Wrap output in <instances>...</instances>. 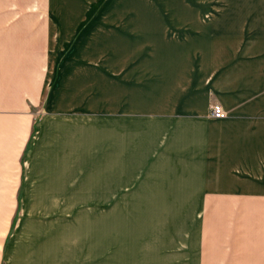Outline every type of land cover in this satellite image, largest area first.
<instances>
[{
    "label": "crops",
    "instance_id": "1",
    "mask_svg": "<svg viewBox=\"0 0 264 264\" xmlns=\"http://www.w3.org/2000/svg\"><path fill=\"white\" fill-rule=\"evenodd\" d=\"M4 1L0 264H264V0L174 1L164 4L176 9L165 24L131 0H32L45 8L44 16H6ZM36 2L29 6L40 7ZM102 6L107 12L93 14ZM142 36L150 37L151 56L132 71L138 49L132 38L146 48ZM103 50L114 189L109 197L126 201L128 214L150 218L139 238L125 234L119 240V250L115 225L104 231L108 247L101 252L100 225L93 220L85 230L68 213L35 226L20 224L8 241L14 201L21 196L22 151L37 109L45 117L95 114L68 97L75 95L77 74L99 65L93 56ZM145 78L152 89L132 93ZM215 104L228 117L214 118ZM133 167L143 174L130 181ZM150 168L158 170L145 172ZM35 179L26 188L30 198H50L53 187L41 188Z\"/></svg>",
    "mask_w": 264,
    "mask_h": 264
},
{
    "label": "rangeland",
    "instance_id": "2",
    "mask_svg": "<svg viewBox=\"0 0 264 264\" xmlns=\"http://www.w3.org/2000/svg\"><path fill=\"white\" fill-rule=\"evenodd\" d=\"M131 1H134L133 3L137 6L144 3L143 9L155 14L157 18L159 16L161 22L165 24L170 17V10H176L172 7L165 8V5H172L174 4V1H183L185 4L187 3L186 1L189 0ZM210 1L211 3H215L220 0ZM33 2L36 1L5 0V9L2 11L6 16H25L34 14L44 16L46 14L45 8H41L42 6L37 4V2L35 4L40 7H37L36 5L29 6V4ZM20 5L21 7H19ZM100 12L103 14L104 12H107V10H105L102 6L97 12L94 11L93 14H98ZM142 37L145 38L146 43L147 39L150 38L147 36ZM105 41H107V39H105ZM81 43L83 46L89 47L91 41L84 40L81 41ZM142 45V40L137 39L136 37L132 38L131 46L138 48L135 50L136 53L132 54V71L139 69L142 61H146L151 56L150 48H152V46L150 43H147L148 46L146 48ZM107 54L108 52L103 50L93 56V62L99 63V65L94 64L93 67H86L85 71L77 74L78 76L76 77L74 83L76 86H72V90L75 91V95H70L68 97L70 100L80 99L79 102L83 103L86 109L94 111L95 114L89 115L86 113L84 115L77 116L53 115L51 117H45V115L41 112V109H37L38 116L32 124L28 141L22 151L21 196L19 200L14 201L15 213L11 223L9 224L10 233L7 236L8 241L11 239L13 231H16V228L18 230L20 224H31L35 226L44 221L51 222V219H59L60 216L58 214L62 213H68V218L75 219L76 223L85 225V230L89 224L93 225L95 223V226L100 225V239L97 240L100 241L101 252L108 247L107 232L105 237L104 231H108L109 223H111V227L112 224L113 227L114 225L116 227L118 250L119 247L123 245V243L119 240L124 239L125 234H128L130 240L139 238L142 234L141 225L145 219L150 217L130 215L128 212L132 210L128 208L126 209V201L114 200L109 197V192H113L114 189L110 190V184H112L110 183V179L112 178V169L109 167L108 152V124L110 123V117L108 115L109 76L108 64L106 62L108 59ZM150 84L151 82L147 81V78H145L144 83L141 84V86L134 85L132 87V93L137 91L139 92L140 90H144V92L148 93V91L152 89L150 88ZM122 86L117 83V87ZM142 104H145V101H143ZM217 105L221 106L220 104H215L213 107ZM62 106L65 105L63 104ZM224 112L226 117H228V113L225 110ZM99 126L102 127L98 128ZM143 126L147 128L148 124L144 122ZM97 131H99L100 134ZM95 144L98 147H96ZM105 144L107 145L105 146ZM134 163H137V161ZM83 164L87 166L84 167ZM131 170L132 174L130 177L128 176L127 179L133 180L134 178H137L135 176L143 174V171L138 167H133ZM157 170L158 169L156 168H150L145 172L155 173ZM35 178H39L37 183L38 186H41V188L53 187L50 198H46V195L44 194H40L35 198H30V196H33L34 194L29 195L26 188ZM82 178L83 183H80ZM47 179L49 180L48 183L44 184L43 182L45 180L47 181ZM113 179L114 181L118 179V175L116 176L113 174ZM127 185L131 186L130 184ZM103 188L106 190L104 189V191H102ZM77 191L80 193L79 199H77ZM58 195L65 196L60 198ZM93 196H100L101 198H93ZM131 202L132 201H130V203ZM130 207H134V205L132 206L130 204L129 208ZM60 209H68V212H62ZM79 209H83L84 211L78 212ZM96 210H98V212H96ZM25 230L26 228L21 229V231ZM131 248L132 245L130 249Z\"/></svg>",
    "mask_w": 264,
    "mask_h": 264
},
{
    "label": "bare ground",
    "instance_id": "3",
    "mask_svg": "<svg viewBox=\"0 0 264 264\" xmlns=\"http://www.w3.org/2000/svg\"><path fill=\"white\" fill-rule=\"evenodd\" d=\"M104 122H105V121H104ZM77 124H78V123H77ZM104 124H105V123H104ZM104 124H103V125H104ZM85 125H86V124H85ZM92 125H93V124H92ZM100 125H101V124H100ZM108 125H110V124H108ZM133 125H134V124H133ZM140 125H141V124H140ZM95 126H96V125H95ZM134 126H135V125H134ZM134 126H133V127H134ZM138 126H139V125H138ZM101 127H102V126H99L98 128H101ZM106 127H108V126H106ZM129 127H130V126H129ZM141 127H143V126H141ZM95 128H96V127H95ZM103 128H104V127H103ZM108 128H109V127H108ZM117 128H118V126H117ZM110 129H112V127H111ZM143 129H144V128H143ZM145 129H146V128H145ZM91 130H92V129H91ZM106 130H107V129H106ZM106 130H105V131H106ZM120 130H122V129H120ZM130 130H131V129H130ZM138 130H139V129H138ZM93 131H94V130H93ZM123 131H124V130H123ZM94 132H95V131H94ZM97 132H99V131H97ZM120 132H121V131H120ZM95 134H96V133H95ZM99 134H100V132H99ZM103 134H104V133H103ZM112 137H113V136H112ZM151 137H152V136H151ZM111 139H112V138H111ZM114 139H117V138H114ZM154 139H155V138H154ZM106 140H107V139H106ZM150 140H151V139H150ZM150 140H149V141H150ZM155 140H156V139H155ZM101 141H102V140H101ZM114 141H115V140H114ZM122 141H123V140H122ZM156 141H157V140H156ZM158 141H159V140H158ZM108 142H109V141H108ZM108 142H107V144H108ZM110 142H111V140H110ZM117 142H118V141H117ZM159 142H160V141H159ZM115 143H116V142H115ZM157 143H158V142H157ZM160 143H161V142H160ZM97 144H98V143H97ZM107 144H105V146H106ZM113 144H114V143H113ZM153 144H154V142H153ZM153 144H152V146H153ZM118 145H119V144H118ZM144 145H146V144H144ZM144 145H143V146H144ZM157 145H159V144H157ZM157 145H156L155 147H157ZM95 146L98 147L96 144H95ZM114 146H115V145H114ZM137 146H138V145H137ZM146 146H147V145H146ZM93 147H94V146H93ZM96 147H95V148H96ZM144 147H145V146H144ZM150 147H151V146H150ZM159 147H160V146H159ZM117 148H119V147H117ZM147 148H148V147H147ZM147 148H146L145 151H147ZM89 149H90V148H89ZM108 149H109V148H108ZM115 149H116V147H115ZM62 150H63V149H62ZM136 150H137V148H136ZM143 150H144V149H142V151H143ZM85 151H86V150H85ZM102 151H103V150H102ZM148 151H149V149H148ZM151 151H152V149H151ZM79 152H80V150H79ZM88 152H89V150H88ZM94 152H95V151H94ZM108 152H109V151H108ZM110 152H111V151H110ZM123 152H124V151H123ZM77 153H78V152H77ZM95 153H96V152H95ZM100 153H101V152H100ZM143 153H144V152H143ZM79 154H80V153H79ZM81 154H82V153H81ZM102 154H103V153H102ZM107 154H108V153H107ZM136 154H137V153H136ZM112 155H114V152H112ZM143 155H144V154H143ZM145 155H146V154H145ZM89 156H90V155H89ZM99 156H100V155H99ZM137 156H139V155H137ZM150 157H151V156H150ZM89 158H90V157H89ZM135 158H136V157H135ZM141 158H142V156H141ZM145 158H146V157H145ZM98 159H99V157H98ZM103 159H104V158H103ZM103 159H102V160H103ZM130 159H131V158H130ZM90 161H91V160H90ZM103 161H104V160H103ZM128 161H129V160H128ZM131 161H133V160H131ZM131 161H130V162H131ZM140 161H141V160H140ZM107 162H108V161H107ZM124 162H125V161H124ZM141 162H142V161H141ZM144 162H145V161H144ZM132 163H133V162H132ZM171 163H172V162H171ZM175 163H176V162H175ZM85 164H86V163H85ZM128 164H129V163H128ZM139 164H140V163H139ZM172 164H173V163H172ZM83 165H84V164H83ZM83 165H82V166H83ZM177 165H178V164H177ZM85 166H87V165H84V167H85ZM177 168H178V167H177ZM140 169H141V168H140ZM118 171H119V170H118ZM135 173H136V172H135ZM135 173H134V174H135ZM170 173H171V172H170ZM179 173H180V172H179ZM130 174H131V171H130ZM134 174H133V175H134ZM185 174H186V173H185ZM102 175H103V174H102ZM102 175H101V176H102ZM128 176L130 177V175H128ZM132 177H133V176H132ZM171 177H172V176H171ZM103 178H104V177H103ZM109 178H110V176H109ZM104 179H105V178H104ZM122 179H123V178H122ZM101 180H103V179H101ZM128 180L131 181V179H128ZM103 181H104V180H103ZM103 181H102V182H103ZM116 181L118 182V179H117ZM120 181H121V178H120ZM104 186H105V184H104ZM102 187H103V186H102ZM105 188H107V187H105ZM105 188H103L102 191H104ZM107 189H108V188H107ZM105 190H106V189H105ZM186 193H187V192H186ZM200 196H201V195H200ZM191 211H192V209H191ZM189 212H190V211H189ZM189 212H188V213H189ZM192 212H193V211H192ZM191 215H192V214H191ZM189 218L191 219V217H189ZM189 218L187 217L186 219L189 220ZM197 220H198V219H197ZM185 221H186V220H185ZM176 222H177V221H176ZM191 222H192V220H191ZM193 222H194V221H193ZM185 223H186V222H185ZM168 224H169V223H168ZM191 225H192V224H191ZM187 226H188V225H187ZM185 227H186V225H185ZM194 227H195V225H194ZM167 228H168V227H167ZM187 237H188V236H187ZM195 248H196V247H195ZM197 248H199V247H197ZM170 249H171V248H170Z\"/></svg>",
    "mask_w": 264,
    "mask_h": 264
},
{
    "label": "built area",
    "instance_id": "4",
    "mask_svg": "<svg viewBox=\"0 0 264 264\" xmlns=\"http://www.w3.org/2000/svg\"><path fill=\"white\" fill-rule=\"evenodd\" d=\"M212 115H213L214 118H217V119H223V118L226 117L223 108L221 106H219V105L213 107Z\"/></svg>",
    "mask_w": 264,
    "mask_h": 264
}]
</instances>
